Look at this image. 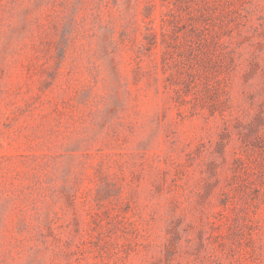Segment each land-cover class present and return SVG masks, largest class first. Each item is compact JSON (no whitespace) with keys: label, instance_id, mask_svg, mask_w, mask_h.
Returning <instances> with one entry per match:
<instances>
[{"label":"rangeland","instance_id":"obj_1","mask_svg":"<svg viewBox=\"0 0 264 264\" xmlns=\"http://www.w3.org/2000/svg\"><path fill=\"white\" fill-rule=\"evenodd\" d=\"M0 264H264V0H0Z\"/></svg>","mask_w":264,"mask_h":264}]
</instances>
